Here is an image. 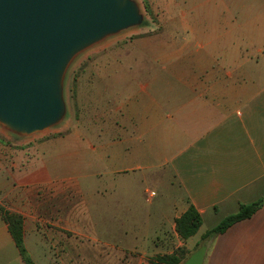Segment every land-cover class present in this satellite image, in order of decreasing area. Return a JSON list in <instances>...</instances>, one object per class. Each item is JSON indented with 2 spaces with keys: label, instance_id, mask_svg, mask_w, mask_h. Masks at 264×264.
I'll return each instance as SVG.
<instances>
[{
  "label": "crops",
  "instance_id": "obj_1",
  "mask_svg": "<svg viewBox=\"0 0 264 264\" xmlns=\"http://www.w3.org/2000/svg\"><path fill=\"white\" fill-rule=\"evenodd\" d=\"M148 2L163 41L136 50L148 59L129 68L138 77H118L114 62L104 63L114 75L83 80L92 90L100 83L83 107L89 127L100 121L81 134L101 135L80 138L75 128L67 140L4 148L0 204L22 216L32 261L30 252L49 259L37 257L46 238L59 245L74 230L89 238L90 204L123 203L140 185L152 208L148 227L168 229L164 238L177 245L175 220L189 206L201 216V238L264 196V0ZM11 244L0 217V259ZM206 248L203 264H264V205Z\"/></svg>",
  "mask_w": 264,
  "mask_h": 264
},
{
  "label": "water",
  "instance_id": "obj_2",
  "mask_svg": "<svg viewBox=\"0 0 264 264\" xmlns=\"http://www.w3.org/2000/svg\"><path fill=\"white\" fill-rule=\"evenodd\" d=\"M143 19L134 0H0V128L26 138L59 126L72 62ZM206 249L182 264H203Z\"/></svg>",
  "mask_w": 264,
  "mask_h": 264
},
{
  "label": "rangeland",
  "instance_id": "obj_3",
  "mask_svg": "<svg viewBox=\"0 0 264 264\" xmlns=\"http://www.w3.org/2000/svg\"><path fill=\"white\" fill-rule=\"evenodd\" d=\"M134 1L137 2L143 14L142 24L139 27L106 38L81 53L70 65L63 87L66 116L59 126L26 138L14 136L0 128V166L3 165L4 148L11 144V149H19L21 143L67 140L74 135L75 128L80 132V138H83L82 135H101L97 130L81 134V130H91L93 127L98 126L100 121V119L94 121V126L89 127L90 122L84 116L83 108L87 95L99 96L100 83H97L96 89L92 90L90 86L83 84L85 82L83 80L93 79V82H96L100 79V76L105 74L106 76L114 75L116 70L114 68L107 69L104 65V63L113 64L114 62L118 65L121 62V66L117 65L119 67L116 72L118 77L121 76L126 80L136 78L138 77L137 69H129L132 67L133 61L145 63L148 60L144 54L137 55L136 50L147 45H160L163 41V22L148 12V0ZM145 4L148 6L147 11ZM152 63L156 64V62ZM150 73H152V70H150ZM130 87L131 85H123L118 90L122 89L123 94H128ZM83 183L85 182L80 179L82 187ZM109 183L111 182L108 181V185ZM86 186L89 188L88 184ZM134 190L133 197L123 198V203H120L119 200L116 203H110L109 200H116V197H112L107 199V205L90 204L91 215L95 220V227L86 230L89 231L90 237L86 238L74 230L72 235L70 234L72 238L65 240V242L60 240L59 245H52L50 243L51 239L46 238L48 243L46 246H42L44 253L42 255L37 254V257L43 256L49 257V259L36 260V255L30 252L31 256L34 257V264H154L152 258L157 254L152 252L156 247H158L159 252L164 254H171L176 249L183 248L185 252L183 263L201 247L200 235L202 231H199L187 243L183 241L182 245H177L169 234L164 238V235L169 232L168 229H150L147 224L152 208L147 202V194L144 193L145 188L140 185L135 187ZM0 208H3L1 204ZM115 216L122 218V221L117 220ZM29 247L35 249L37 246L31 240ZM54 252L56 254L60 252L59 255L61 256L50 259ZM161 253L160 255H162ZM0 264H21L20 257L13 244H11V249H5V255L0 259Z\"/></svg>",
  "mask_w": 264,
  "mask_h": 264
},
{
  "label": "trees",
  "instance_id": "obj_4",
  "mask_svg": "<svg viewBox=\"0 0 264 264\" xmlns=\"http://www.w3.org/2000/svg\"><path fill=\"white\" fill-rule=\"evenodd\" d=\"M146 11L148 6L145 4ZM264 205V196L257 202L242 205L239 211L226 217L216 227L206 231L200 238L201 246H206L209 241H213L217 236L223 234L229 227L240 221L249 219ZM0 217L7 225L8 232L18 251V254L23 264H34L30 258L24 245V229L23 218L19 214L10 213L9 211L0 208ZM202 224L200 214L193 206H189L187 211L175 220V232L182 241L193 237L199 230ZM184 249L178 248L171 254L156 255L152 258L154 264H181L184 260Z\"/></svg>",
  "mask_w": 264,
  "mask_h": 264
}]
</instances>
